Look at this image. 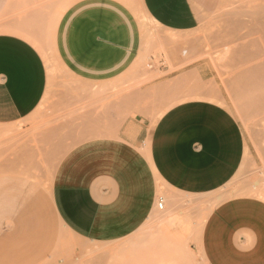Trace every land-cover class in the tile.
<instances>
[{
  "label": "rangeland",
  "instance_id": "obj_1",
  "mask_svg": "<svg viewBox=\"0 0 264 264\" xmlns=\"http://www.w3.org/2000/svg\"><path fill=\"white\" fill-rule=\"evenodd\" d=\"M51 1L34 2L32 9ZM54 1L55 21L34 32L54 65L49 93L27 116L0 124L17 128L27 140L34 137L33 157L40 164L36 180L20 176L13 156L23 144L22 134L0 128V264H208L200 245L211 211L227 199L264 191V0H222L198 28L184 32L158 25L142 12L140 0L132 5L109 0L135 18L139 46L134 65L103 80L87 78L64 60L56 26L76 0ZM152 56L154 68L148 66ZM163 85L172 87L158 90ZM194 98L228 108L245 135L249 154L233 177L199 194L164 184L157 196L164 199V209L156 203L149 219L116 240L94 242L68 231L54 211L51 192L63 155L87 138L112 135L129 116L139 113L154 123L169 107Z\"/></svg>",
  "mask_w": 264,
  "mask_h": 264
},
{
  "label": "crops",
  "instance_id": "obj_2",
  "mask_svg": "<svg viewBox=\"0 0 264 264\" xmlns=\"http://www.w3.org/2000/svg\"><path fill=\"white\" fill-rule=\"evenodd\" d=\"M39 1L0 0V124L27 116L49 93V70L33 39L55 21L56 3L32 9ZM221 1L140 0L144 14L175 32L198 28ZM56 36L69 67L87 78L103 80L135 64L137 24L120 2L76 0L59 18ZM0 128L22 134L13 165L36 180L35 138ZM246 144L231 111L209 99L183 100L154 123L137 113L112 135L87 138L63 155L53 177L54 211L78 238H122L149 219L164 184L197 194L224 186L243 165ZM200 248L208 264H264V199L218 204L204 222Z\"/></svg>",
  "mask_w": 264,
  "mask_h": 264
},
{
  "label": "bare ground",
  "instance_id": "obj_3",
  "mask_svg": "<svg viewBox=\"0 0 264 264\" xmlns=\"http://www.w3.org/2000/svg\"><path fill=\"white\" fill-rule=\"evenodd\" d=\"M125 1H127L129 4H131L132 3V0H125ZM132 5V4H131ZM139 10V9H138ZM137 12V15H138V17H139V19H140V23H141V26L144 28L145 26H146V22H145V19H144V17H143V15H142V13H141V10L138 12V11H136ZM150 20V19H149ZM153 20V19H152ZM150 22H152V21H150ZM153 22H154V20H153ZM155 23V22H154ZM158 25H159V23H158ZM161 25V24H160ZM33 41L36 43V44H38L41 48H39L40 50H41V52L43 53V55H44V58L46 59V61H47V66H48V68H49V72H50V74H53V67H54V65L52 66V65H50V61H49V57L46 55V53H44L45 51L43 50L45 47H44V45L43 44H45L44 43V41H42V40H40V39H37V38H34L33 39ZM62 65V64H61ZM64 70H67L66 69V67L64 66V65H62L61 66ZM260 68V67H259ZM260 73V72H259ZM264 73V72H263ZM258 74V73H257ZM262 75V74H261ZM53 76V75H52ZM184 77V76H183ZM188 77V76H187ZM190 77V76H189ZM185 78V77H184ZM167 87V86H166ZM168 89H169V87H167ZM167 88H165V89H167ZM160 89H162V88H160ZM213 89V88H212ZM159 90V89H158ZM219 96H218V94L216 95V98H218ZM229 131V130H228ZM232 145V144H231ZM232 147V146H231ZM249 154V151L247 150V154L246 155H248ZM250 192H251V190H250ZM253 192L255 193V194H257V196H259V197H264V191L263 192H259V191H255V190H253ZM251 194V193H250ZM158 207V206H157ZM158 209H159V207H158ZM189 256V255H188ZM183 258H184V256H183ZM183 258H181L182 260H183ZM188 258V257H187ZM169 259V258H168ZM180 259V260H181ZM176 261V260H175ZM180 262V261H179ZM186 262H188V261H186ZM193 262V261H192ZM191 262V263H192ZM165 263V262H164ZM190 263V262H189ZM193 264V263H192Z\"/></svg>",
  "mask_w": 264,
  "mask_h": 264
},
{
  "label": "built area",
  "instance_id": "obj_4",
  "mask_svg": "<svg viewBox=\"0 0 264 264\" xmlns=\"http://www.w3.org/2000/svg\"><path fill=\"white\" fill-rule=\"evenodd\" d=\"M160 62V67L164 64V60L161 59L159 60ZM157 65V61L154 59V57H151V61L149 62L148 66L150 68H154ZM164 199L162 197L157 199V206L159 207V209H164Z\"/></svg>",
  "mask_w": 264,
  "mask_h": 264
}]
</instances>
